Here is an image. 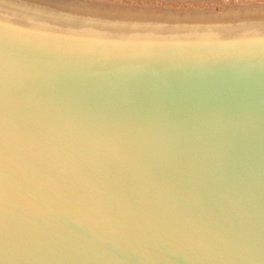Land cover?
Masks as SVG:
<instances>
[{"label":"water","instance_id":"water-1","mask_svg":"<svg viewBox=\"0 0 264 264\" xmlns=\"http://www.w3.org/2000/svg\"><path fill=\"white\" fill-rule=\"evenodd\" d=\"M0 264H264V21L0 0Z\"/></svg>","mask_w":264,"mask_h":264},{"label":"rangeland","instance_id":"rangeland-1","mask_svg":"<svg viewBox=\"0 0 264 264\" xmlns=\"http://www.w3.org/2000/svg\"><path fill=\"white\" fill-rule=\"evenodd\" d=\"M20 1L57 13L122 22L225 23L264 21V0Z\"/></svg>","mask_w":264,"mask_h":264},{"label":"bare ground","instance_id":"bare-ground-1","mask_svg":"<svg viewBox=\"0 0 264 264\" xmlns=\"http://www.w3.org/2000/svg\"><path fill=\"white\" fill-rule=\"evenodd\" d=\"M248 9V8H247Z\"/></svg>","mask_w":264,"mask_h":264}]
</instances>
